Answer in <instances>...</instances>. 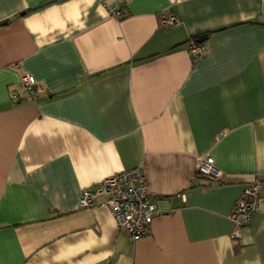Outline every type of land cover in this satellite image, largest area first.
Instances as JSON below:
<instances>
[{"label": "crops", "instance_id": "1", "mask_svg": "<svg viewBox=\"0 0 264 264\" xmlns=\"http://www.w3.org/2000/svg\"><path fill=\"white\" fill-rule=\"evenodd\" d=\"M262 1L106 0L117 18L101 0H0V264H264ZM206 154L222 179L197 174ZM136 166L161 214L134 240L105 195L79 202Z\"/></svg>", "mask_w": 264, "mask_h": 264}, {"label": "built area", "instance_id": "2", "mask_svg": "<svg viewBox=\"0 0 264 264\" xmlns=\"http://www.w3.org/2000/svg\"><path fill=\"white\" fill-rule=\"evenodd\" d=\"M101 1L111 15L123 17V10L108 6L106 0ZM262 2L264 22V0ZM158 17L161 26L173 27L178 24V17L175 14L161 11ZM189 51L194 60L202 58L206 53L204 45L194 41L190 44ZM21 84L23 92L28 96H31L34 90H43V86L29 74L22 75ZM18 96L19 93L14 91L13 97ZM196 170L199 176L211 180H220L224 176V172L216 166L213 156L208 154L197 158ZM261 187L262 181L255 178L235 202L232 213L234 230L230 235L233 240L241 237L242 230L258 210ZM99 195L106 196L102 204L110 209L118 227L125 230L134 240L149 234L155 218L161 214V209L148 192L146 176L141 166L115 173L95 187L85 189L80 198V206L90 207Z\"/></svg>", "mask_w": 264, "mask_h": 264}, {"label": "water", "instance_id": "3", "mask_svg": "<svg viewBox=\"0 0 264 264\" xmlns=\"http://www.w3.org/2000/svg\"><path fill=\"white\" fill-rule=\"evenodd\" d=\"M207 37H208L207 34L201 35V36L198 38V42H200V43L204 42V41L207 39Z\"/></svg>", "mask_w": 264, "mask_h": 264}, {"label": "trees", "instance_id": "4", "mask_svg": "<svg viewBox=\"0 0 264 264\" xmlns=\"http://www.w3.org/2000/svg\"><path fill=\"white\" fill-rule=\"evenodd\" d=\"M197 40H198L197 37H195L194 42L199 43Z\"/></svg>", "mask_w": 264, "mask_h": 264}]
</instances>
